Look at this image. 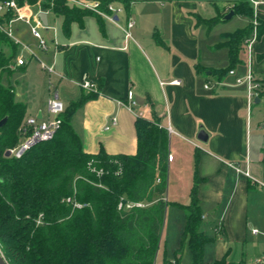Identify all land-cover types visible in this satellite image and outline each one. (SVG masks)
<instances>
[{
  "label": "crops",
  "instance_id": "0c3cea01",
  "mask_svg": "<svg viewBox=\"0 0 264 264\" xmlns=\"http://www.w3.org/2000/svg\"><path fill=\"white\" fill-rule=\"evenodd\" d=\"M129 1L128 8L112 2L125 10L115 23L93 13L83 18L82 26L74 22L68 35L64 18L44 10L48 11V28L43 32L49 42L46 53L36 50L37 41L27 27L20 25V37L36 50L39 60L53 69L50 74L38 60L17 67L15 60L13 84L17 99L27 105L25 121L49 119L48 107L23 98L30 89L39 88L33 86L29 77L35 67L48 76L47 106L52 90L58 92L67 108L82 96L95 93L79 87L85 76L97 83L99 92L73 119L87 154L97 155L104 150L109 155L134 156L138 149L136 121L161 119L173 131L169 133V155L173 161L168 162L164 201L185 211L179 206L186 207L191 202L195 171L202 181L198 187L203 210L201 230L214 240L205 249V264L223 258L233 264H257L264 259V97L259 103H250L248 76L251 73L256 82L264 81V60L258 59L264 55V36L253 44L251 60L246 40L233 75L225 72L230 66L229 51L221 45L226 35L253 25L254 20L264 22V0H245L253 9V18L235 14L233 18L240 16L243 26L227 33L222 32L220 25L233 18L222 19L241 0ZM252 1L260 4L255 7ZM130 20L135 25L128 37ZM211 20L219 21L210 28ZM221 51L226 52L225 68L218 63ZM221 72L225 74L221 76ZM21 78L27 82L25 88H20ZM172 81H180L181 85H170ZM206 84L211 89L206 90ZM130 90L138 103L133 111L125 106ZM113 118L116 126L111 125ZM201 126L210 135L207 144L197 141ZM183 168L189 172L186 190L173 196L171 177ZM180 183L181 179L177 187ZM168 210L169 207L163 231ZM183 219L179 248L171 247L174 257L181 248L186 215ZM160 245L161 238L155 264L161 255L160 264H174V259L168 260L167 249L161 253ZM181 264H192L187 245Z\"/></svg>",
  "mask_w": 264,
  "mask_h": 264
},
{
  "label": "trees",
  "instance_id": "16d2710c",
  "mask_svg": "<svg viewBox=\"0 0 264 264\" xmlns=\"http://www.w3.org/2000/svg\"><path fill=\"white\" fill-rule=\"evenodd\" d=\"M16 1L20 7L38 2ZM101 1L104 5L120 2L126 8L130 3ZM42 8L64 18L67 35L74 22L82 26L83 18L93 15L70 8L65 0H45ZM233 10L253 18V9L245 0ZM12 17L13 13L8 14ZM218 21H209V27ZM251 32L252 25L225 36L221 47L228 49L230 59L225 72L240 62L241 48ZM263 36L264 22L257 39ZM18 52V46L0 33V121L8 118L0 129V249L5 259L9 264H155L167 208V128L156 117L139 118L136 155H109L104 150L87 154L73 119L96 96L91 93L65 108L62 125L52 141L36 145L21 159L6 157V152L25 137L27 105L17 99L12 82ZM258 59L264 60V55ZM259 83L261 99L264 81ZM93 170H103L104 174L98 176ZM194 180L190 204L179 206L186 211V224L174 264L180 263L186 245L192 264H205V249L214 242L201 230L198 187L202 181L196 171ZM120 203L149 205L126 210L119 209ZM214 264L233 263L223 258Z\"/></svg>",
  "mask_w": 264,
  "mask_h": 264
},
{
  "label": "built area",
  "instance_id": "2783aa9c",
  "mask_svg": "<svg viewBox=\"0 0 264 264\" xmlns=\"http://www.w3.org/2000/svg\"><path fill=\"white\" fill-rule=\"evenodd\" d=\"M45 0H38L35 5L25 4L23 7H20L16 0H0V33L5 35L10 41L18 46L19 52L18 56L15 59V65L17 67H25L31 60H38L41 64V67L47 70L50 74L53 73V69L48 67L46 63L39 60L36 50L46 53L49 52V42L45 39L43 32L48 28L46 27L42 20L39 17L40 13L48 14V11H44L42 8L43 2ZM53 1V0H52ZM67 5L72 8H77L83 11H90L98 16L104 17L109 21L115 23L116 18L125 12L124 7L116 5L115 3H109L104 5L102 1H95L91 3L78 1V0H65ZM252 4L257 7L260 3L252 1ZM53 6V4H51ZM35 9V11H34ZM13 13L14 17L8 18V14ZM24 25L27 27L28 32L33 39L37 41L36 50L26 43L19 35V27ZM135 23L130 20L127 24L126 35L130 37V30L134 27ZM258 22L254 20L253 36L247 40V48L249 52V59H252V47L253 44L257 41L258 37ZM13 68V67H12ZM231 75L234 74L233 71L230 72ZM241 83V81H239ZM170 85L180 86V81H172ZM79 87L86 92H99V87L96 82L91 80L88 76H85L82 81L79 83ZM205 89H211L209 84L205 85ZM261 89V84L256 82L251 73L248 76V93L250 103L252 104L256 98L259 97V91ZM125 106L133 111L138 103L135 98V94L130 90L126 97ZM65 112V105L60 99V96L56 90H52L51 97L48 100V120H38L36 118H30L24 123V134L25 137L22 139L20 144L8 150L10 157L15 159H21L23 155L35 147L38 144L50 142L55 138V135L59 131L62 125V115ZM112 126L117 125L116 118L112 119ZM109 128H107L108 130ZM168 132L172 134V129L167 128ZM173 157L168 156V162H172ZM238 172H241L237 169ZM98 176L104 174L103 170H93ZM245 176L249 177V173H244ZM160 182V181H158ZM264 188V186H262ZM70 200H68L69 202ZM81 207L80 205H76ZM144 203H123L119 204V209L125 208L126 210H131L133 208H144ZM255 234L258 231H254ZM257 264H264L263 260H258Z\"/></svg>",
  "mask_w": 264,
  "mask_h": 264
},
{
  "label": "rangeland",
  "instance_id": "374dc122",
  "mask_svg": "<svg viewBox=\"0 0 264 264\" xmlns=\"http://www.w3.org/2000/svg\"><path fill=\"white\" fill-rule=\"evenodd\" d=\"M254 22V21H253ZM252 32L250 34V38L253 36V28L254 23H252ZM243 26V21L242 18L240 16H237L235 18H233L230 22L226 23V24H221L220 27H222L224 33L227 32H233L239 28H242ZM261 26V23H259L258 21V25L257 27L259 28ZM224 53H226L225 51H221L218 53V63L220 64L219 67H223L225 68L228 64L226 62L223 61V55ZM224 62V63H223ZM29 77L33 80L32 83L33 86L35 87L38 86L39 88L37 89L36 87L33 89H30V93H27L24 95L23 98H26V100H30V102L33 104H40L43 105L44 108H47V95H48V86H47V82H48V76L46 74V72L38 69L37 67L32 68L30 73H29ZM15 79V74L12 77V82ZM20 88H25L27 86V82L24 78L20 79ZM22 141V139H20L19 143ZM187 176H189V172H187V170L185 168H183L182 170L177 171V173H173L172 177H171V186H170V192L171 195L173 196H179L182 191L186 190V182H187ZM181 179V183H180V187H177V181H180ZM192 186V182H191V176L190 179L188 180ZM145 207H147L149 204L144 203ZM167 207H169V210L167 212V219H166V223H165V228L164 231L162 230V237H161V253H163L164 249L168 250L169 253V259L168 260H175V257L173 256L174 253L171 252V250L174 246V248H179V243H180V237H179V226L181 224V222H184L183 217L186 215V212L182 210H179L178 208H176L173 204L169 203L167 204ZM183 231V229H180ZM180 231V232H182ZM183 255V252H182ZM181 255V258H182ZM180 258V257H179ZM181 258H180V263L181 264ZM162 260V255L160 256L159 260H158V264H160Z\"/></svg>",
  "mask_w": 264,
  "mask_h": 264
},
{
  "label": "water",
  "instance_id": "95a60500",
  "mask_svg": "<svg viewBox=\"0 0 264 264\" xmlns=\"http://www.w3.org/2000/svg\"><path fill=\"white\" fill-rule=\"evenodd\" d=\"M235 16V12L234 11H230L223 19L222 21H229L231 20L233 17ZM40 19L42 20L43 24L48 27V17L45 13H40L39 14ZM256 103L260 102L259 98L255 99ZM41 119V118H40ZM8 118H5L3 120L0 121V129H2L6 124H7ZM210 138L209 133L205 130L204 127H200L199 128V132L197 135V141H199L202 144H207L208 140ZM6 157H10V153L6 152ZM0 264H9L7 262V260L5 259L1 249H0Z\"/></svg>",
  "mask_w": 264,
  "mask_h": 264
}]
</instances>
